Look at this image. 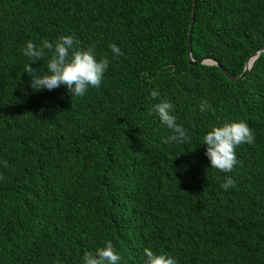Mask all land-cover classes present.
Instances as JSON below:
<instances>
[{
    "label": "trees",
    "instance_id": "obj_1",
    "mask_svg": "<svg viewBox=\"0 0 264 264\" xmlns=\"http://www.w3.org/2000/svg\"><path fill=\"white\" fill-rule=\"evenodd\" d=\"M193 5L0 0V264H82L108 240L121 264H144L145 247L177 264H264V51L239 79L191 64ZM61 35L110 60L84 97L63 85L34 91L24 72L26 42ZM263 46L264 0H197L195 60L241 75ZM46 65L32 66L43 75ZM152 89L175 105L186 143L162 142L172 133ZM202 100L215 112L201 113ZM240 119L255 142L237 148L232 172L211 168L203 136Z\"/></svg>",
    "mask_w": 264,
    "mask_h": 264
},
{
    "label": "clouds",
    "instance_id": "obj_2",
    "mask_svg": "<svg viewBox=\"0 0 264 264\" xmlns=\"http://www.w3.org/2000/svg\"><path fill=\"white\" fill-rule=\"evenodd\" d=\"M108 47L114 56L124 55L115 43ZM23 55L29 60V63L24 65V72L31 77L30 87L34 91L43 89L51 91L63 85L72 98L84 97L90 88H100L110 63L107 57L97 60L94 46L80 47V41L72 35H61L55 42L45 39L39 44L29 40L23 49ZM45 58H47V72L39 75L37 68L32 65ZM150 95L153 99H159L154 105V112L172 133L167 138H162V142L186 143L189 136L173 114L175 105L167 99H160V93L155 89L150 90ZM199 110L201 113L215 112L214 107L207 100L201 101ZM254 142L253 130L245 120L240 119L212 126L203 136L202 145L206 146L205 155L210 161L211 168L222 173H230L241 163L237 159V148ZM3 164L5 168L8 167L6 161ZM3 179L4 176L0 174V180ZM234 187L233 177L226 176L221 188L227 191ZM143 252L146 257L144 264H177L176 258L166 252L157 253L148 247H145ZM121 260L122 257L113 242L108 240L95 251H86L82 264H121ZM56 264L60 262L57 260Z\"/></svg>",
    "mask_w": 264,
    "mask_h": 264
},
{
    "label": "water",
    "instance_id": "obj_3",
    "mask_svg": "<svg viewBox=\"0 0 264 264\" xmlns=\"http://www.w3.org/2000/svg\"><path fill=\"white\" fill-rule=\"evenodd\" d=\"M196 2L197 0H194V5H193V13H192V21H191V25H190V31H189V43H188V53H189V61L191 64H195L197 62H202V63H209V64H217L219 65L222 70L232 79H239L243 76H245L251 69V67L254 64V61L256 60V58L261 54L262 51H264V46L261 47L260 49H258L257 51H255L248 59L245 69L242 72L241 75H236L233 72L229 71L227 68H225L218 59L214 58V57H205V58H201L198 61L195 60L192 57V47H191V37H192V28H193V24L195 21V13H196ZM251 61V62H250Z\"/></svg>",
    "mask_w": 264,
    "mask_h": 264
},
{
    "label": "bare ground",
    "instance_id": "obj_4",
    "mask_svg": "<svg viewBox=\"0 0 264 264\" xmlns=\"http://www.w3.org/2000/svg\"><path fill=\"white\" fill-rule=\"evenodd\" d=\"M251 62V61H250Z\"/></svg>",
    "mask_w": 264,
    "mask_h": 264
}]
</instances>
